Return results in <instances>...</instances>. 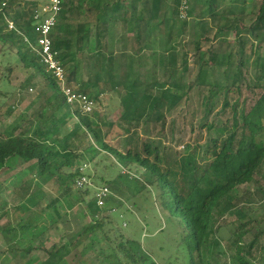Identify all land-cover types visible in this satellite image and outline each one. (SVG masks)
Masks as SVG:
<instances>
[{
  "label": "trees",
  "instance_id": "obj_1",
  "mask_svg": "<svg viewBox=\"0 0 264 264\" xmlns=\"http://www.w3.org/2000/svg\"><path fill=\"white\" fill-rule=\"evenodd\" d=\"M17 2L20 8L24 4L27 8L13 11L14 21L19 30L36 46L37 35L32 12L41 1L17 0ZM182 2L183 0H173L172 13L170 18H167L165 15L167 0H132L130 6L126 5L125 0H118L113 7L114 15L108 20L102 16L103 0H64L60 23L52 38L54 50L58 52L66 68L68 84L79 85L77 87H80V91L93 98L96 103L100 98V92L95 97L90 93L101 88L102 82L109 83L111 90L114 91L122 87L127 92L121 99V106L124 108L122 122L145 121L164 126L166 114L173 111L183 100V96L172 92L170 87L178 86L181 69L184 73L188 70V51L181 48V54L178 44L186 35H191L192 48L189 52L194 55L198 74L189 85V89L195 85L206 87L209 85L210 75L224 70L227 84L214 83L211 93L223 88L227 97L222 109H232V121L229 126L231 132L225 136L222 143L219 140L213 141L214 159L206 169L201 170L200 177L192 175L186 180L187 174H183L180 180L178 172L162 167L164 158L158 148L150 144L144 145L143 154L135 150L119 152L105 143L95 129L91 115H83L79 111L76 112L78 122L75 127L60 139L62 128L74 117L70 106L55 80L45 72L40 56L25 43L20 34L9 29L2 14L0 56L6 49H16L23 66L36 71L46 84L45 90L41 93L45 101L33 118L37 124L22 118L10 129L0 131V177L14 169L13 162L19 167L28 165V169L37 171L41 178H56L62 181V176L67 171L66 191L74 187L82 192L81 201L87 216L91 219L84 231L87 235L98 230L103 231L108 221V218L103 216L107 207L101 208L97 205L93 188L79 189L76 182L83 175L80 171L82 166L86 164L90 169L92 164H96V159L105 153L116 158L123 168L122 171H125L124 168L128 170L134 164L143 169L140 177L126 171L125 174L119 173L114 180L108 182V185L115 187L117 180L125 179L126 182H132L135 190L139 189V192H148V187L158 190L161 208L184 227L180 246L186 247L184 249L188 257L186 264H214L211 257L214 255L227 257L228 252L233 253L230 264H255L250 260L251 251L260 244V237L258 234L255 235L249 244L245 243V238L252 234L256 223L263 221L264 205L262 207L259 205L263 210V219L254 218L252 217L254 209L247 205L240 206L241 199L237 193L242 186L256 183L258 191L264 195V183L259 185L257 180V177L264 180V56L261 53L264 46V0H188V19L181 18ZM247 15H250V24L245 28L243 22ZM91 19L94 20L92 22L95 27L94 33ZM208 20L213 22V28L207 26ZM72 21L76 23L73 24ZM118 22L121 23L122 33L118 42L120 50L116 53L115 27ZM156 29L158 36L155 35ZM74 32L76 38L73 40ZM130 33H134V39L129 37ZM233 34L234 39L230 41ZM93 35L96 52L86 55L84 53L89 49ZM106 39L109 47L103 46ZM132 43L133 49L130 50ZM208 44L210 45L207 46ZM224 44H227L226 50L223 48ZM104 48H108L106 53ZM128 49L132 54L127 55ZM161 53L165 54L164 64L159 59ZM134 54H138L137 62L133 58ZM83 56L86 58L84 65L82 59L80 60ZM123 56L130 60L129 67L133 75L130 76L128 71H125L122 79L116 80L114 75L122 67L117 62ZM179 57L182 58L181 68ZM150 59L151 67L148 66ZM251 65L256 73L254 78L249 79L247 73ZM161 66L164 69V81L157 78ZM148 68L155 73L152 80L150 75L142 73V70ZM82 69L87 71L89 79L86 81L80 80ZM230 69L233 71L231 77ZM32 79L33 77L29 81ZM145 79L149 81L146 82ZM9 80L10 77L0 75V85L9 84ZM29 83L24 84L22 89H17L12 96L10 92L0 90V114L8 105L7 101L21 93ZM159 88L161 91L156 93ZM244 89L252 92L261 90V93L248 109L243 105V109L239 111L240 96ZM231 92L238 94L233 104L228 99ZM58 110L65 111L61 118L57 115ZM33 125H36V128L32 132ZM89 137L93 138V143L89 142ZM87 142V147L82 148ZM183 164L189 173L194 174L200 170L192 161ZM88 170L86 175L94 184L96 176L88 175ZM103 186L107 185L103 184L100 187ZM134 197L136 194L127 199L130 201ZM113 201L117 202V209L125 203L123 201L118 203L116 199ZM28 202L32 207L36 206V197ZM59 202L55 200L52 203L55 206ZM31 206L28 207L27 213H31L33 209ZM37 215L40 216L34 212L29 218H20L15 225L4 228L7 239L14 243L10 249L12 253H17L22 250L23 244H28L30 247L23 250L28 257L35 250L32 245L48 231L49 226L37 224L34 220ZM228 217L234 219L221 226L220 222ZM230 224L234 225V228H228L230 232L228 248H224L220 231ZM53 250L54 252L49 253L53 261L58 255L62 256V253L70 251L67 247ZM105 259L109 264H159L144 251L139 241L131 238H121L111 256ZM263 262L264 256L258 264H264Z\"/></svg>",
  "mask_w": 264,
  "mask_h": 264
},
{
  "label": "rangeland",
  "instance_id": "obj_2",
  "mask_svg": "<svg viewBox=\"0 0 264 264\" xmlns=\"http://www.w3.org/2000/svg\"><path fill=\"white\" fill-rule=\"evenodd\" d=\"M31 1L27 0V2ZM113 1L106 0L108 5L105 8L106 12L102 13L103 18L109 20L114 15ZM125 3L130 6L132 0H126ZM17 6L19 7V5ZM173 6V0H167V6L165 7L167 18H170ZM25 8L27 6L24 4L16 10L19 11L18 9ZM90 22H94V20L91 19ZM249 24L250 15H247L243 26L248 28ZM208 25L212 28L214 26L211 20L207 21ZM115 29L116 36L120 39L122 33L120 22L117 23ZM92 30L94 33L95 27ZM75 35L76 33L74 32L73 40L76 38ZM155 35L158 36L157 29L155 30ZM245 37L247 36L245 35ZM130 38L134 39V36ZM233 39L234 34L231 36L230 41H233ZM191 40L192 36L188 34L178 44V50L182 48L188 51V70L184 73L181 69L178 76V86H175L177 88H170H172V92L175 91L181 94L183 100L173 111L166 114L164 126L145 121L141 123L122 122L121 116L124 108L121 106V99L127 93L122 87L114 91L111 90L109 83L104 84L102 82L101 88L95 89L90 93L95 97L100 92L97 107L91 117L95 129L101 134L106 144L122 153L135 150L142 154L144 153V145L150 144L158 148L164 158L162 167L165 170L172 169L178 172L180 180L183 178V174H187L186 180H189L192 175L196 178L200 177L201 170L206 169L214 159L213 141L219 140L220 143L224 141L225 136L231 132L229 126L232 121V109H222L225 97H227L223 88L216 89L211 93L214 83L222 82L227 84L224 70L210 75L208 78L209 85L206 87L195 85L189 89V85L194 82L198 74L194 55L189 52L192 48ZM107 43V39L104 40L103 46L106 47ZM249 44H247L248 47L250 46ZM133 45L134 43L130 44V50L133 49ZM216 45H218V42H216ZM1 46L2 43L0 42ZM223 48L226 50L227 44H224ZM104 50V53H106L108 48H104ZM119 50L120 44L117 43L115 52L117 53ZM130 50L128 49L129 52H126L127 55L132 54ZM94 52H96L95 35L91 38L89 49L84 54L88 55ZM261 53L264 56V46ZM136 56L138 54L133 56L135 62L138 59ZM164 58L165 54L161 53L159 59H161L163 64ZM254 59L255 57L251 59V62ZM80 60L84 65L86 58L83 56ZM117 63L122 67L114 75L116 80H121L125 71H128L130 76L133 75L129 67L131 62L128 57H121V60L119 61L118 59ZM181 67L182 58L179 60V68ZM248 70H246L248 71V78H254L256 73L254 67L251 65ZM142 73L150 75L151 80L155 74L151 68L142 70ZM157 74V78H160V81L165 80L162 66ZM232 74L233 71L230 69V77ZM0 75L10 77L9 84L2 83L0 90L10 92L11 96L15 94L17 89H22L24 84L30 82L27 88L19 93L20 95L18 94L13 99L8 100V105L2 109L0 131L4 132L10 129L22 118L27 122H35L34 124H37L33 118L45 101L41 93L45 90L46 81L33 69L28 70L23 66L16 49H6L2 52V56H0ZM32 77L33 79L29 81ZM88 79L87 71L84 69L81 71L80 80L86 81ZM145 81L148 82L149 80L145 79ZM160 91L161 88L157 89L156 93ZM260 93L261 90L252 92L244 89L242 96H240L239 111L243 109V105L248 109L259 97ZM237 98V93L231 92L228 95L231 104ZM7 99L8 97L5 98V100ZM64 114L65 111L63 110L57 111L59 118ZM77 122V118L69 119L66 126L62 128L59 138L62 139L67 135ZM35 128L36 125H33L32 132ZM89 140V142L93 143V138L89 137ZM87 144L88 142L82 148L87 147ZM190 161L200 169L194 174L184 169L185 165L183 163ZM95 162V165L92 164L90 166L88 175L94 174L96 176L94 182L96 186L100 187L106 184L111 191V195L106 202L107 208L103 215L108 218L103 231L98 230L87 235L84 234V231L91 219L87 216L81 201L82 192L74 187H70L66 191L68 189L66 188L68 185L66 182L67 171L62 176L64 181H60L56 178H41L37 175V171L29 170L28 165L19 167L16 162L12 163L14 169L0 177V264H109V261H106L105 258L111 256L114 248H116V243L120 242L121 238H131L139 241L144 251L148 252L159 264L171 261L173 263L177 262V264H186L188 259L184 250L186 247L181 248L180 246L182 235L185 231L184 227L180 225L175 217L170 216L167 211L161 208L158 190L154 187H148V192H139V189L135 190L132 182H126L125 179H119L116 181L115 187H109V181L114 180L119 173L123 174L122 166L116 161V158L109 157L105 153L99 156ZM124 170L139 177L143 172V169L136 164L132 165L128 170L125 168ZM261 179L257 177L259 185L264 183V180ZM255 185L257 184L244 185L238 190L237 194L241 199L239 204L240 206L247 205L253 208L252 217L263 219V210L260 209L259 205L261 207L264 205V195L258 191ZM132 194H136V197L129 201L127 198ZM34 196L37 204L32 207L28 201ZM114 199L118 200V203L125 202L120 209L118 208L119 210L116 207L118 205L116 204L117 202L113 201ZM55 200L60 202L54 206L52 202ZM30 206L33 209L31 213H27V209ZM32 212H37L40 215L34 218L37 224L47 225L49 229L32 245L35 250L28 257L23 251L30 247L28 244H23L22 250L12 253L10 249L14 246V243L7 239L4 228L15 225L20 218H29L33 214ZM233 219L234 217L224 218L220 225H226L227 222ZM228 228H234V225L230 224L227 227H223L220 231V238L224 248H228L227 240L230 235ZM257 234L260 237V244L253 248L251 251L252 256L250 257L251 262L255 264H258L264 256V219L261 223H256L252 234L245 238V243L249 244ZM62 246L70 249L69 253L64 252L62 256L58 255L53 261L49 253L51 251L54 252L53 249ZM232 255L233 253L231 252L227 253V257L214 255L211 257V261L214 264H230Z\"/></svg>",
  "mask_w": 264,
  "mask_h": 264
},
{
  "label": "built area",
  "instance_id": "obj_3",
  "mask_svg": "<svg viewBox=\"0 0 264 264\" xmlns=\"http://www.w3.org/2000/svg\"><path fill=\"white\" fill-rule=\"evenodd\" d=\"M38 0H32L36 2ZM41 3L33 9V26L37 35V45L34 46L30 38L19 30L14 21V12L18 8L17 0H0V14L8 25L9 29L16 31L23 38L25 43L29 44L34 52L40 56V62L45 68V72L50 75L58 87L61 89L71 112L76 116L79 111L83 115H91L95 112L97 103L87 94L80 91L77 86L68 84V75L58 52L54 50L52 35L56 32L60 23V15L63 10L64 0H40ZM188 0H183L180 12L182 19H188L187 15ZM32 91V90H31ZM184 148V147H183ZM88 165H83L81 175L76 182L79 189L93 188L97 205L101 208L106 207V202L110 198L111 191L107 186L97 187L93 184L92 179L87 176ZM125 174L126 172L123 171ZM126 225V224H125Z\"/></svg>",
  "mask_w": 264,
  "mask_h": 264
},
{
  "label": "crops",
  "instance_id": "obj_4",
  "mask_svg": "<svg viewBox=\"0 0 264 264\" xmlns=\"http://www.w3.org/2000/svg\"><path fill=\"white\" fill-rule=\"evenodd\" d=\"M118 0H114L113 1V3H112V8L114 7V4L117 2ZM126 1V0H125ZM107 5H108V3L106 4V0H103V3H102V11L103 12H106V7H107ZM141 12V10H139V13ZM114 13V12H113ZM161 17H163V15H161ZM160 17V18H161ZM91 27H92V29L94 28V23H92L91 22ZM131 36H134V33H130V35H129V37H131ZM119 38L116 36V40H115V42L116 43H118L119 42ZM149 63H148V66H150L151 67V64H152V60L150 59V61H148ZM63 247V246H62ZM62 247H58V248H62ZM64 247H66V246H64ZM63 247V248H64Z\"/></svg>",
  "mask_w": 264,
  "mask_h": 264
}]
</instances>
